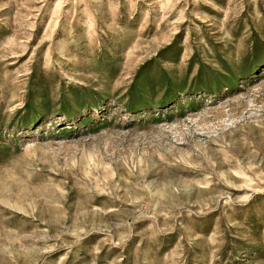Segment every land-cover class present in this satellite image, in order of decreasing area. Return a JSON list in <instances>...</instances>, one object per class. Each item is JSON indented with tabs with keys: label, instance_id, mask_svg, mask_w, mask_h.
Wrapping results in <instances>:
<instances>
[{
	"label": "rangeland",
	"instance_id": "rangeland-1",
	"mask_svg": "<svg viewBox=\"0 0 264 264\" xmlns=\"http://www.w3.org/2000/svg\"><path fill=\"white\" fill-rule=\"evenodd\" d=\"M0 264H264V0H0Z\"/></svg>",
	"mask_w": 264,
	"mask_h": 264
}]
</instances>
